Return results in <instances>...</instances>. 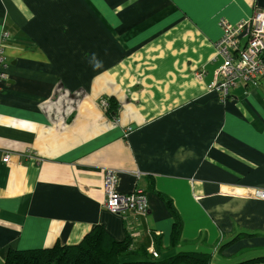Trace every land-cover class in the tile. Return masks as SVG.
Returning <instances> with one entry per match:
<instances>
[{
	"label": "crops",
	"instance_id": "obj_1",
	"mask_svg": "<svg viewBox=\"0 0 264 264\" xmlns=\"http://www.w3.org/2000/svg\"><path fill=\"white\" fill-rule=\"evenodd\" d=\"M260 9L264 0H0V263L11 248L78 244L103 225L159 261L264 264V199L248 193L264 189V76L226 96L211 86L220 20ZM108 168L121 192L145 190L147 214L105 206ZM167 198L183 221L176 245Z\"/></svg>",
	"mask_w": 264,
	"mask_h": 264
},
{
	"label": "built area",
	"instance_id": "obj_2",
	"mask_svg": "<svg viewBox=\"0 0 264 264\" xmlns=\"http://www.w3.org/2000/svg\"><path fill=\"white\" fill-rule=\"evenodd\" d=\"M223 36L216 43L217 55L215 59H221L211 86L220 90L224 96L229 93L231 87L239 82H255L260 76H264V9L257 10L253 17L232 24L226 19L220 20ZM8 32L3 35L0 44V77L7 78L4 62V48ZM242 41H245L242 45ZM199 77L203 72L198 73ZM11 153H5L3 161L10 160ZM119 174L116 169L108 168L104 173L103 189L105 193V206L112 212L126 215L129 212L147 214L149 203L143 188L137 187L130 192L119 190ZM249 195L264 199L263 188H251ZM153 257H158V252L151 251Z\"/></svg>",
	"mask_w": 264,
	"mask_h": 264
},
{
	"label": "trees",
	"instance_id": "obj_3",
	"mask_svg": "<svg viewBox=\"0 0 264 264\" xmlns=\"http://www.w3.org/2000/svg\"><path fill=\"white\" fill-rule=\"evenodd\" d=\"M108 111L115 114V104L110 103ZM167 203L175 218L172 245H176L180 241L183 221L170 198H167ZM130 256L146 259L126 260ZM207 261L206 255L196 253H179L159 261L147 250L135 247L129 233L124 240H117L103 225H97L78 244L56 243L53 247L37 249L11 248L0 264H188Z\"/></svg>",
	"mask_w": 264,
	"mask_h": 264
}]
</instances>
